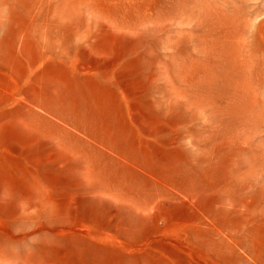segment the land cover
<instances>
[{"label": "rangeland", "instance_id": "1", "mask_svg": "<svg viewBox=\"0 0 264 264\" xmlns=\"http://www.w3.org/2000/svg\"><path fill=\"white\" fill-rule=\"evenodd\" d=\"M0 264H264V0H0Z\"/></svg>", "mask_w": 264, "mask_h": 264}]
</instances>
